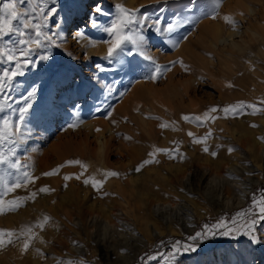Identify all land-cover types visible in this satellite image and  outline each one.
Here are the masks:
<instances>
[{
  "label": "rangeland",
  "instance_id": "374dc122",
  "mask_svg": "<svg viewBox=\"0 0 264 264\" xmlns=\"http://www.w3.org/2000/svg\"><path fill=\"white\" fill-rule=\"evenodd\" d=\"M235 1L222 0L218 5L217 0H48L47 6L55 7L56 14L47 20L42 31L53 37V43L42 41L40 47L33 46L27 57L31 63L20 58L19 71L23 74L13 78L11 87L0 93V105H3L0 123L5 118L18 122V110L27 103L32 105L25 115L22 126L24 138L17 145L16 158L29 165L32 176L38 178L27 188L16 189L6 199L24 197L32 191H36L37 196L16 212L0 215V229L18 232L23 226L41 220L44 215L51 220L43 231L35 230L46 243L34 241L24 254H21L18 244L8 245L0 249V264H55L54 258L82 260L84 264H121L122 255L127 251L118 255L112 252L108 257L103 252L104 247L97 246V254L93 251L95 241H100L104 233H110L111 229L103 230V221L95 225L86 221L80 229L82 235L75 240L79 245L75 247L84 250L85 254L82 257L71 255L74 247L71 232L76 229L78 216H73L70 221L68 213L74 205L86 199V209L95 206L92 209L101 214L102 210L107 212L109 207L115 206L124 210L122 221L131 218L139 221L143 201L155 200L156 195H162L161 187L173 190L170 182L175 181L177 171L170 167L185 165L186 161L178 164L168 159L166 154L159 153L155 157L159 163L146 165L140 172H136L135 168L149 158L148 153L153 151V147L174 148L173 136H178L180 143L177 130L161 128L160 124H172L178 120L177 115H187L192 110L195 116H201L212 107L218 109L210 115L220 118L215 122L209 120L207 125L203 123L197 127V122L185 121V132L191 129L198 137L196 131H200V137H203L211 131L207 145H217L209 153L216 152L214 160L218 162L229 147L235 149L231 156L237 158L238 152L249 146L246 147L248 161L242 158L246 167L239 179L244 181L248 178L256 186L242 206L202 218L196 228L186 235L156 237L129 264H142L140 258L146 256L156 257L148 260L147 264H165L167 254L172 251V242L186 241L205 224L211 225L221 217H232L237 211L249 207L252 194L264 190V155L259 154L264 149V142L258 139L264 137V112L224 118V113L219 110L238 102L264 107L259 104L264 100V0H260L261 3L258 0ZM4 2L7 0H0V4ZM245 3L254 9V13L243 10ZM117 4L137 9V17L147 18L142 29L144 54L163 69H170L157 79L151 78L154 74L152 62L145 60L144 55L137 53L131 44L125 46L124 52L131 49L132 54H122L123 62L120 56L109 60L107 52L101 53L108 49L110 37L100 28H93L89 21L95 20L101 27H107L119 15L115 8ZM21 7L31 13L33 5ZM96 7H101L103 14L90 11V8ZM214 12L215 20L210 18ZM226 15L236 22L235 30L239 34L233 39L238 48L222 43L214 47L209 44L207 32L212 25L223 24L226 31H235L223 19ZM193 20L198 22L192 23ZM40 21L41 15L37 12L31 23ZM170 24L176 27L169 33L165 29ZM15 26L21 28L19 22ZM74 30L83 33V39H78ZM21 31L24 29L21 28ZM28 38L36 39L31 29L28 30ZM18 39L16 35L5 38L13 44ZM43 56L47 59L41 60ZM6 70L17 71L16 62L0 61V76ZM33 91L35 95L25 101L24 97ZM125 112L128 114L122 118ZM247 112L250 113L251 109ZM233 119L237 120V125L245 127L239 126L237 132ZM73 123L77 127H69ZM253 124L257 127L250 126ZM184 135L183 139L188 140L186 149L192 150V138L188 133ZM240 138L249 143L244 145ZM100 145L104 146L102 156L98 152ZM205 156L213 158L210 154ZM76 160L87 165L82 176L79 165H66L67 161ZM57 168V175H43ZM188 168L183 169L185 174H189L190 186L196 187L201 172L196 164ZM106 171L118 172L120 176L107 178L100 192L83 183L85 178L92 176L97 180L105 179L102 172ZM65 175L73 178L65 181ZM180 183L178 180L173 186L181 187ZM45 186L54 191H38ZM120 193L125 201L116 200ZM257 227V235L264 239V223ZM68 232L69 238L66 237ZM35 249H40L47 259L37 255ZM176 264H264V243L251 245L245 236L237 239L216 236L201 241L196 252L178 255Z\"/></svg>",
  "mask_w": 264,
  "mask_h": 264
},
{
  "label": "snow or ice",
  "instance_id": "6c2138e0",
  "mask_svg": "<svg viewBox=\"0 0 264 264\" xmlns=\"http://www.w3.org/2000/svg\"><path fill=\"white\" fill-rule=\"evenodd\" d=\"M222 0H217V4L221 3ZM30 4L33 5L31 8V13H29L27 8H22L21 5ZM48 0H7L0 4V61H7L8 63L16 62L17 71H4L2 76H0V93H3L6 88L11 87V82L13 78L17 75H22L23 73L19 71L21 67L20 58H24L26 63H31L27 60V57L31 54L33 46L40 47L42 41L53 43V37L51 35L45 34L42 29L46 27L47 20L56 14L55 7H48ZM119 15L112 21L107 27H101L95 20L90 19L91 26L93 28H100L103 32L107 33L110 39L107 41V58L109 60L121 57V62H123L122 54L131 55L132 50L129 49L127 53L124 52L126 45L131 44L137 53L144 55L145 60H149L154 65V74L151 76L153 80L157 79L159 75L166 70L160 65L155 64L151 57L144 54L145 48V36L143 35L142 29L147 23L146 17H137V9H128L123 4L115 5ZM39 12L41 15V21L37 23H31L35 20V14ZM95 12L103 14L101 7H96ZM216 19V13L214 12L211 17ZM223 19L226 23L232 25L233 30L237 27L236 22L231 16H224ZM21 24V28L15 26L16 23ZM187 21H180L184 23ZM192 23L198 21L193 20ZM155 23L153 27H155ZM176 25L170 24L165 29L167 32H172ZM31 29L33 35L36 39L28 38V30ZM137 29H140L138 31ZM159 31V29H157ZM10 35H16L19 37L14 44L11 41L5 40L6 37ZM78 39H83V33H77ZM47 57H41V60H46ZM173 64L177 62H172ZM181 66L184 65L181 62ZM103 70V69H101ZM187 70V69H185ZM231 87V85H228ZM35 95V91L30 92L28 96L24 97L25 101L30 100ZM6 99V98H5ZM260 105H264V100L259 102ZM31 104L27 103L24 107L18 110V122L10 121L9 119H3L0 123V215H4L8 212H16L20 207H22L27 201H34L37 192L32 191L24 197H16L13 199H6V197L15 192L16 189L24 187L27 188L28 184L34 183L37 177H33L29 171L30 166L27 164H22L20 159L16 158L17 155V145L22 142L24 134L22 132V126L25 121V115L31 108ZM251 109L248 113L247 110ZM3 110V105H0V111ZM219 111L224 113V117L227 118L229 115L236 117L241 114H252L256 115L264 112V107H259L256 104H248L245 102H238L235 105L226 106ZM218 112L216 107L210 108L208 111L203 113L201 116H183L182 119L186 122H197L196 126L200 127L203 123H207L209 120L215 122L216 119L220 118L218 116H211V113ZM251 127H257V125H250ZM69 127L75 128L77 124H70ZM161 128L171 127L173 131L178 130L175 126V122L169 124L168 122H162L160 124ZM212 133L209 131L203 137H196L194 133L188 132V136L192 138L193 144L203 145V151L209 153V147L207 145L208 139L211 137ZM125 139H131L130 137H125ZM261 142H264V137H258ZM176 147L172 149H161L153 147V151L148 153L149 158L144 160L136 168V172H140L143 167L152 163H159L155 159L156 155L159 153H164L169 159H176V154L179 153V145L177 142ZM228 153L231 154L235 151L234 148L229 147L227 149ZM213 158L217 156L216 152L209 153ZM180 159L184 156L179 153ZM66 165H79L82 169L80 176L84 174L87 170V165L82 162L67 161ZM66 165H61L64 167ZM59 173V168L53 169L50 172H46L43 175L52 176ZM105 177L103 180H97L95 176L85 178L83 183L85 185H91L97 192H100L107 178L116 177L119 178L120 174L115 171L102 172ZM80 176H76V179H80ZM11 177V180H9ZM73 177L65 175L63 179L68 181ZM235 178V177H229ZM67 186V185H65ZM42 193H50L54 191L47 186L42 187L38 190ZM107 195V193H104ZM51 217L44 215L41 220H38L32 225L23 226L18 232L16 230H5L0 229V249L5 248L8 245L18 244L21 254L27 253L34 241H39L40 243H46L41 237H39L36 229L43 231L45 226L50 222ZM264 223V190H261L258 194L253 193L251 197V204L245 209L237 211L234 216L225 218L221 217L217 222L208 225L205 224L200 231L195 232L194 235L187 237L186 241H174L172 242V251L167 254L165 264H176V257L188 252H196L198 245L201 241L205 239L214 238L216 236L228 237L230 239H237L239 236H245L251 245H259L264 243V239L257 235L258 225ZM75 246H79L77 242H73ZM37 255L42 259H47L45 254L40 249H35ZM55 264H84L82 260L74 259H61L54 258ZM142 264H147L148 260L156 259L155 256L141 257Z\"/></svg>",
  "mask_w": 264,
  "mask_h": 264
},
{
  "label": "bare ground",
  "instance_id": "6f19581e",
  "mask_svg": "<svg viewBox=\"0 0 264 264\" xmlns=\"http://www.w3.org/2000/svg\"><path fill=\"white\" fill-rule=\"evenodd\" d=\"M241 6L243 5L241 4ZM241 9L242 8H240V10ZM244 9L246 12L249 11L254 13V9L249 5L243 6V10ZM90 11H95V8H90ZM242 13L244 14V12ZM209 24L210 23H208V25ZM222 25L221 24L216 26L212 25V28L208 26V29L210 28V31L208 32L206 29V32L208 33V39L210 41L209 43V41L207 40L208 43L211 44L212 46L213 45L218 46L219 43H222L223 45H227L230 48H236L238 44L234 42L233 38L239 34V31L237 29L235 31H226V28H224ZM61 31L62 33L64 32V27ZM74 32H75L74 35H77L76 30H74ZM204 38L206 39V37ZM104 52H107V50L104 49L101 51V53ZM196 111L199 112L200 109L199 110L196 109ZM126 112L125 114L122 113V118L128 114ZM183 116H195V111L193 110L189 111L187 115H177L178 120L175 121L176 128L178 129L177 131L179 133V139L180 137L181 139L179 143L178 136H173L174 138L173 142H177V144L179 145V153H182L184 158L180 159L179 153H177L176 154L177 158L171 160H174L178 164H183V162L185 161L186 162L185 165L183 164V165H177L175 167H170L172 170L174 169L175 172L177 171L175 181L172 180L170 182L171 185L170 187L173 190H169L166 189L165 187H161L163 189L162 191L165 194L162 193V195H156L157 198L152 197L155 198V200L147 199L146 201H143V207L140 211L141 217L139 221H136L135 219L132 218L129 220L123 219L124 221H122L121 218H123L124 210L116 209L115 206L113 208L109 207V210L107 212L105 210H102L101 214L95 212L92 209L95 206H92L91 209H86L85 208L86 199H84L83 202L74 205L73 210L68 213V217L70 221L73 220L72 219L73 216H78V221L75 225L76 229L71 232L74 241L76 239H79L80 236L82 235L80 229L85 225L87 220L89 221L90 225H95L99 221L101 222L103 221L104 222L103 230L104 231H106V229L108 230L111 229V230L109 231L110 233L108 232L104 233L103 238L100 239V241L97 242L95 241L96 248L93 247L94 253L96 254L98 253L97 246H101L105 248L103 252H105L106 257L112 254V252L113 255H118V253L121 251L122 252L127 251V253L122 255L121 264H129L133 261L135 256L142 249L147 247L148 244L152 242L156 237L164 236V235L166 236L168 234L186 235L188 233H191L194 230V228H196L197 224L200 222L202 218L208 217L211 214L217 215L222 211L235 209L244 204L249 193L253 190L254 186H256L253 185L254 182L248 178L244 179V181L242 179L241 180L239 179L240 175H242V172L246 167V162L243 159H246L248 161L247 159L248 152L246 151L247 145L245 148L244 147L242 148L243 152L242 151L240 153L238 152L237 158L234 157V155L231 156V154H229L225 150V153L223 154L224 157H222L221 162L215 161L214 160L215 158H208L209 155L205 156L209 153H205L202 150L203 145L201 144L191 143L192 150L188 151L186 149L188 140L183 139V137L185 136L184 133L185 134L188 133L185 132L187 125L185 121L182 119ZM233 121L235 122L234 128L236 127L235 130L238 132V130L240 129L239 128L240 125H237L238 123L237 120L233 119ZM215 126L216 125H214V127ZM189 131L191 132L192 130L189 129ZM196 132L198 133L197 135L198 138H200L201 132L200 131H196ZM173 142H172L173 146L176 147V144H174ZM241 143L245 145L246 143L249 142L245 140H241ZM103 147H101L100 151H98L100 152L99 155L101 156H102L101 151ZM208 147L209 150L211 151L212 149L216 148L217 145L215 147L209 143ZM259 154L264 155V149H261V152ZM166 157L164 158L166 159ZM193 164L194 165L196 164L197 168L200 170L199 172H201L196 187L190 186V182L188 178L189 174L187 173L185 174V171L183 169L186 167L187 169H189L188 167ZM229 177H235V178H229ZM178 180L181 181L180 183L181 187L173 186L174 182H178ZM158 188L160 189V187ZM161 197L163 198L162 200H160ZM116 200L125 201V199L122 200V193L118 195ZM203 203H206V205H204ZM208 207H211L212 210H210ZM69 234H70L69 232L66 233L67 238H69ZM71 252H72L71 255H81V257L85 254L84 250L75 247V245L74 247H72ZM87 254H90L89 251H87Z\"/></svg>",
  "mask_w": 264,
  "mask_h": 264
}]
</instances>
